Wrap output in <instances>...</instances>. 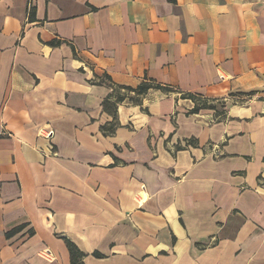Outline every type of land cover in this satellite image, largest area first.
Masks as SVG:
<instances>
[{"label": "crops", "instance_id": "1", "mask_svg": "<svg viewBox=\"0 0 264 264\" xmlns=\"http://www.w3.org/2000/svg\"><path fill=\"white\" fill-rule=\"evenodd\" d=\"M64 238L264 264V0H0V264H71Z\"/></svg>", "mask_w": 264, "mask_h": 264}, {"label": "trees", "instance_id": "2", "mask_svg": "<svg viewBox=\"0 0 264 264\" xmlns=\"http://www.w3.org/2000/svg\"><path fill=\"white\" fill-rule=\"evenodd\" d=\"M112 88V93L110 95V98L114 99V103H121L122 100H124L126 94H133V97L130 98L131 101H133L134 103H136L139 98L141 96H143L145 93H147L151 88H155V89H161V90H166L168 91L167 88H163L159 85L153 84L152 82H148V81H144L142 83H140L139 85L136 86V88H130V87H125V86H114V85H110ZM123 91V93L121 94V92ZM188 98L194 99L196 101H198V103L194 106L193 110L191 111L192 113L194 112H198L199 110L202 109H207L208 107L206 106V103H202L200 102L199 99L196 98H192L191 96H188ZM110 101H106L104 104V107H107ZM116 126L114 124H112L109 129L107 130V134L109 135V133H113L114 132V128ZM24 227L23 226H19L17 228L12 229V231L6 233V237L7 238H11L14 234H16L17 232L21 231ZM65 246L67 247L68 250V254H69V260L71 264H84L83 263V258L84 255L79 251V249L77 248V246H75L70 240L68 241L67 239H63ZM93 256L95 257H101L100 254L94 253Z\"/></svg>", "mask_w": 264, "mask_h": 264}, {"label": "built area", "instance_id": "3", "mask_svg": "<svg viewBox=\"0 0 264 264\" xmlns=\"http://www.w3.org/2000/svg\"><path fill=\"white\" fill-rule=\"evenodd\" d=\"M193 103L196 105L197 104V101L196 100H193ZM37 134H38L39 137L43 138L48 143H50V140H52V138L54 136V132H53L52 129L43 128V127L38 128ZM48 147H49V149L51 151L53 150V147H51L50 145Z\"/></svg>", "mask_w": 264, "mask_h": 264}]
</instances>
